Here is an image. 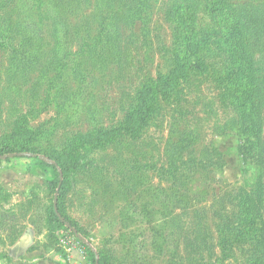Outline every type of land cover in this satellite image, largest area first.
Segmentation results:
<instances>
[{"label":"rangeland","instance_id":"1","mask_svg":"<svg viewBox=\"0 0 264 264\" xmlns=\"http://www.w3.org/2000/svg\"><path fill=\"white\" fill-rule=\"evenodd\" d=\"M149 4L143 21L120 17L110 42L102 17L110 13L98 0H0V264H95L66 224L57 228L52 168L4 158L24 143L69 162L59 166L67 186L56 214L104 264H264V216L246 222L238 207L253 173L238 137L214 128L211 106L222 118L235 112L217 83L202 77L187 90L184 82L177 90L187 101L159 95L136 125V93L158 90L177 36V2ZM189 131L198 140L182 159L192 162L171 174L168 139Z\"/></svg>","mask_w":264,"mask_h":264},{"label":"trees","instance_id":"2","mask_svg":"<svg viewBox=\"0 0 264 264\" xmlns=\"http://www.w3.org/2000/svg\"><path fill=\"white\" fill-rule=\"evenodd\" d=\"M123 1L126 10L121 8L119 2L98 0V6H102L110 13L102 14L105 21L110 20L108 29L105 30L108 32L106 38H109L110 42L117 39V23L120 17H125L133 23L143 21L144 13L150 5L149 0ZM175 1L178 6L174 12L176 18L173 17L175 23L173 31L177 36L173 38V54L167 56V60L170 57L172 61L171 68L162 78L157 88L159 92L146 84L137 91V101L133 106L134 114L138 117L136 125L146 121L150 115V106L159 101V95L164 96L166 100L187 101L184 94L181 95V92L177 90L184 82L185 87L189 88L187 90H191L195 86V80L202 77L217 83L224 102L229 101L235 112L222 118L211 106V111L216 113L214 128L217 135H235L239 139V153L247 169L253 173V176H247L246 179L250 190L243 189L240 193L239 213L246 222H255L264 216V0ZM116 3L119 5L117 4L114 12ZM119 6L121 14H119L120 10L117 11ZM203 9L209 18L206 24L202 22L200 11ZM25 29L31 36L42 40L40 31L35 30L34 33L30 28L25 27ZM258 53L260 56L254 57ZM72 105L70 98V106ZM170 131L174 133L172 126ZM197 140L196 131H189L184 136L172 135L168 139L166 150L170 158L168 166L171 174H176L181 168H186L187 163L192 162V160L182 159L183 148L193 146ZM23 146L25 148L20 149V152L30 153L26 148L27 143ZM6 150L2 153L6 156L16 151L15 148ZM211 155L214 153L209 149L206 158L211 159ZM34 158L45 167L52 168L51 184L56 192L60 182L59 166L63 167L64 163L69 166V162L55 158L59 164L56 167L39 157ZM177 181L175 179V183H178ZM66 186L67 183L62 182L58 197L59 212L62 210L61 203ZM162 192L166 196L165 204L170 205L172 197ZM53 214L59 225L57 228L67 229L66 222L56 214L55 208ZM81 242L89 250L94 263L98 259L99 264H104L103 258L98 257L88 243L82 240Z\"/></svg>","mask_w":264,"mask_h":264},{"label":"water","instance_id":"3","mask_svg":"<svg viewBox=\"0 0 264 264\" xmlns=\"http://www.w3.org/2000/svg\"><path fill=\"white\" fill-rule=\"evenodd\" d=\"M16 156H24V157H39L40 159L42 160H45L46 162H48L49 164H54L56 167H58L57 163L54 162L53 160H51L50 158H47V157H44V156H39L37 154H33V153H14V154H10V155H7V156H4V158H7V157H16ZM61 177V180L59 182V185H58V189H57V192H56V195H55V199H54V208H55V211L58 212V197H59V192H60V188H61V185H62V175H60ZM64 221V220H63ZM66 226H68L74 233L77 237H79L84 243H88L76 230H74V228L68 223L66 222ZM95 264H99V260L97 259L96 260V263Z\"/></svg>","mask_w":264,"mask_h":264},{"label":"built area","instance_id":"4","mask_svg":"<svg viewBox=\"0 0 264 264\" xmlns=\"http://www.w3.org/2000/svg\"><path fill=\"white\" fill-rule=\"evenodd\" d=\"M65 240L67 241V242H64L65 244H66V243H68L69 245H70V244H73L72 240H70L69 238H66Z\"/></svg>","mask_w":264,"mask_h":264},{"label":"crops","instance_id":"5","mask_svg":"<svg viewBox=\"0 0 264 264\" xmlns=\"http://www.w3.org/2000/svg\"><path fill=\"white\" fill-rule=\"evenodd\" d=\"M16 249V248H15ZM17 250V249H16ZM16 250H14V256H18V253L16 252ZM18 251V250H17ZM19 252V251H18ZM23 254H26V252L24 251V253ZM12 258H13V256H11Z\"/></svg>","mask_w":264,"mask_h":264}]
</instances>
